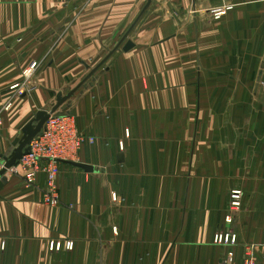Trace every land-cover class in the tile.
I'll list each match as a JSON object with an SVG mask.
<instances>
[{
	"label": "crops",
	"instance_id": "1",
	"mask_svg": "<svg viewBox=\"0 0 264 264\" xmlns=\"http://www.w3.org/2000/svg\"><path fill=\"white\" fill-rule=\"evenodd\" d=\"M223 5L219 21L190 14ZM107 57L60 109L89 140L65 162L93 172L60 162L50 205L45 176L11 169L0 264H221L222 229L233 264H264V0H0L1 166Z\"/></svg>",
	"mask_w": 264,
	"mask_h": 264
},
{
	"label": "built area",
	"instance_id": "2",
	"mask_svg": "<svg viewBox=\"0 0 264 264\" xmlns=\"http://www.w3.org/2000/svg\"><path fill=\"white\" fill-rule=\"evenodd\" d=\"M10 107L11 105L6 109ZM1 125L2 118H0ZM42 132L43 134L32 140L30 152L20 160L19 167L28 186H37L40 176H45L47 188L44 194V201L50 205H57L59 203L57 191V179L60 172L59 163L61 160L73 157L72 149L75 146H79L82 139H77L74 128L67 124L63 116L60 115L52 116L45 124V129ZM76 140L78 143H75ZM2 167L0 165V169ZM240 195V192L235 191L233 193L234 206L240 207ZM226 222L231 223V218H226ZM213 242L217 246L234 247L237 244V235L228 229H222L216 232ZM67 248H73V243H68ZM0 249H5L3 243L0 244ZM233 259L234 253L230 252L222 264H230L229 261H233ZM244 264H257V261L253 256L247 255Z\"/></svg>",
	"mask_w": 264,
	"mask_h": 264
},
{
	"label": "rangeland",
	"instance_id": "3",
	"mask_svg": "<svg viewBox=\"0 0 264 264\" xmlns=\"http://www.w3.org/2000/svg\"><path fill=\"white\" fill-rule=\"evenodd\" d=\"M232 8H233V6L232 5H223V6H213V7H210V8H206L205 10H199V9H193V11H191L190 12V14L193 16V17H197V16H200L201 15V13H205V14H207L209 17H211L214 21H219V20H221L226 14H227V12H229V11H231L232 10ZM219 15V16H218ZM102 59H104V58H102ZM108 60V57L107 58H105L104 60H101V61H99L98 62V64H96V63H94V64H92V66L89 68V70L83 75V77L80 79V81H81V83L77 86V88H75L74 90H79L81 87H83L84 86V84L88 81V80H90L94 75H95V73L106 63V61ZM37 66V63H35V64H33V66L31 67V68H37L36 67ZM73 90V91H74ZM25 91V90H24ZM76 91V92H77ZM72 92V91H71ZM71 92H67V93H65V96H64V94H60L62 97H66V96H68V94H70ZM75 92V93H76ZM59 95V96H60ZM75 95V94H74ZM59 96L57 97V102H56V104H55V106L58 104V101H59ZM68 101V100H67ZM66 101V102H67ZM65 102V103H66ZM65 103L59 108V110L56 112V113H53V114H51V116H50V118L52 117V116H54V115H60V116H63V118H64V120L66 121V123L67 124H69L71 127H73L74 128V130L76 131L75 132V134H76V137H77V139L79 140L80 138L82 139V141L80 140V145L79 146H75V147H73V153H72V156H77V154H78V152H79V150L81 149V147L84 145V143L86 142V141H89V140H87L85 137H83L82 135H80L79 134V132H78V128H77V124H76V122H75V119H74V117L72 116V115H69V114H63V113H61V111H60V109L65 105ZM51 112V110L48 112V113H50ZM65 117H67V118H65ZM50 118H49V120H50ZM48 120V121H49ZM47 121V122H48ZM46 122V123H47ZM44 129H45V127H44ZM43 129V130H44ZM41 134H43V132H41ZM75 143H78L77 142V140H76V142ZM68 160H70V159H66V160H61L60 162H65V161H68ZM59 170H60V167H59ZM25 185L26 186H28L27 185V183L25 182ZM28 187H31V186H28ZM46 188H47V183H46ZM57 191H58V185H57ZM240 192L241 193V195H240V207H237V206H234V202H235V200H233L234 199V196H233V193L234 192ZM45 194V193H44ZM243 197H244V194H243V192L242 191H240V190H233L231 193H230V199H229V209H228V214L226 215V217H225V220H224V226H230L231 224H232V222H233V215H234V213H236L238 210H240L242 207H243ZM112 199L114 200V201H117V196L114 194L113 195V197H112ZM45 202V201H44ZM226 218H231V223H227L226 222ZM230 222V221H229ZM229 230V229H228ZM229 231H231V230H229ZM232 232V231H231ZM216 234V233H215ZM213 239H214V237H213ZM237 241H238V238H237ZM72 243V242H71ZM214 243V242H213ZM0 244H2V243H0ZM4 244V243H3ZM5 245V244H4ZM66 247H67V245H66ZM223 247H226V246H223ZM232 247L233 246H227V248H230V250H229V252H228V256H229V253L230 252H233L234 253V251H233V249H232ZM74 249V244H73V248H71V249H69V248H67V250H73ZM2 250V249H1ZM227 256V257H228ZM223 262H221V264H222ZM229 263L230 264H233L234 263V259H233V261H229Z\"/></svg>",
	"mask_w": 264,
	"mask_h": 264
},
{
	"label": "water",
	"instance_id": "4",
	"mask_svg": "<svg viewBox=\"0 0 264 264\" xmlns=\"http://www.w3.org/2000/svg\"><path fill=\"white\" fill-rule=\"evenodd\" d=\"M77 90L72 91L68 96L62 97L59 96V101L56 106L53 107L50 113L48 112H41L38 116L22 131V135L17 138L13 144L14 150L10 156L3 158V167L0 169V189L3 187L4 183L7 180V173L17 167L20 163V160L23 158L24 155L30 152V144L33 139L41 134L43 131L46 122L49 120L51 114L56 113L59 108L69 100ZM77 168L83 169L86 172H93V169L90 166L79 164V163H72V162H65Z\"/></svg>",
	"mask_w": 264,
	"mask_h": 264
}]
</instances>
